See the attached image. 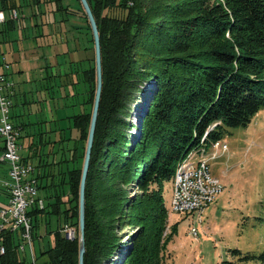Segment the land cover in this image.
Wrapping results in <instances>:
<instances>
[{"label":"trees","instance_id":"16d2710c","mask_svg":"<svg viewBox=\"0 0 264 264\" xmlns=\"http://www.w3.org/2000/svg\"><path fill=\"white\" fill-rule=\"evenodd\" d=\"M0 1L1 8L15 6ZM88 1L100 32L102 91L86 179L83 261L164 264L168 207L163 181L171 179L189 151L210 146L230 127L247 126L264 108V0ZM81 10L87 18L84 6ZM89 25L91 30L90 21ZM84 72L86 108L74 112L79 134L66 158L74 164L63 171L67 178L61 180L68 184L69 199L58 192L45 207L29 211L35 235L47 214L49 224L53 213L62 219L51 228L54 243L40 248V254L47 255L44 264H80L78 160L85 155L96 66L92 63ZM149 82L154 87L145 90L144 83ZM143 90L148 91L145 108L133 122L129 117L133 103ZM38 133L24 156H38L37 165L46 167L55 163L48 158L50 150L43 149L50 140ZM130 184L135 191L128 190ZM66 221L75 227L74 238L64 235ZM6 237L7 251L0 253V264H32L26 255L21 257L17 234L8 231Z\"/></svg>","mask_w":264,"mask_h":264},{"label":"rangeland","instance_id":"374dc122","mask_svg":"<svg viewBox=\"0 0 264 264\" xmlns=\"http://www.w3.org/2000/svg\"><path fill=\"white\" fill-rule=\"evenodd\" d=\"M63 1L65 3L64 5H66L74 0ZM31 2L32 5H36L34 1ZM76 2L79 4V0H76ZM16 7L13 6L12 8ZM73 7L74 6L71 5L69 10L63 8L64 21L62 29L67 30L70 39H68L64 32L65 41L62 42L64 45L59 42L57 50L59 53L66 49L70 51L71 48L76 45L78 48H83V57L85 53H87L85 44L86 42L88 43V41L86 40V37H84L83 29L75 27V25L72 26L74 16L71 9ZM36 8L39 9L38 6ZM17 9L20 12V7H17ZM23 20V22L18 21L19 24L16 25V29L13 31L14 33H10L12 36H15V33L17 32L30 27L27 25V20L25 18ZM87 21L89 25V20L87 19ZM16 23L17 21L15 24ZM23 25L26 26L22 28ZM89 27L90 25L88 26V32H86V34L89 37L88 39L92 41L91 45H94L90 52L94 55L92 58L95 59V61L92 60V63L96 66L97 73L95 41L92 40V29L90 30ZM38 30L40 33L38 38L35 37L29 39L35 44H37L38 41L44 42L46 39V36L40 38L43 27L39 26ZM31 32L30 28V33ZM17 42L15 41V43ZM2 46L3 49L5 48L7 50L6 42H4ZM78 50L72 51L71 58L77 52L81 53V51ZM45 53L46 49L44 50V58L42 60L44 69H47L48 64L51 63L52 60L49 56L47 57ZM59 53L57 56H54L53 61L57 60L58 63L64 65L67 61L66 53ZM12 61L13 68L11 71H18L19 63L14 61V59ZM78 64L79 63L75 64L77 70L82 69L83 72L80 75L81 81L78 83L75 82L73 87L68 86L70 85V82H63L64 85H59L55 92L51 91L50 87H47L46 90H44L49 98L46 106L44 104L41 105V103L36 101L27 105H22L21 103L15 105V111L17 112V115L14 116L15 120L19 121L20 119H24L27 121L30 119L33 122V124H31L32 128H36V130L43 132L44 138H46L47 141L52 138L49 141V147L46 149L48 150L53 147V144L56 145L55 154L57 159L61 158L62 160L63 158L62 164H64V170H66L68 166L74 164L72 162L68 164L66 158L69 157L71 152L70 148L74 146L75 139L78 138L79 134L78 129L74 126L73 115L75 111L79 112L86 108V100L88 96V90L86 89L88 81L87 79L84 80L85 70L83 71V69L89 64L85 66L83 64L79 66ZM61 66L62 65H59L60 69L54 66L51 69L48 68L49 72L51 73L54 70L56 71L59 69L58 71L61 73L64 70ZM61 77L62 74L61 76L59 75V78ZM11 79L15 82L16 87L18 84L16 83L17 81L15 80V77H12L11 75ZM60 81L63 80L59 79V82ZM153 87L154 83L152 82L144 83L143 86L145 90ZM145 90L140 92V94L143 93V95H140L137 101H134L133 103L132 112L129 116L133 122H138L139 113L145 108V96H147L148 92L145 93ZM13 96L14 95H12V98ZM28 111H30L29 114ZM89 124H91V120ZM89 124L87 125L88 131L85 137V152L90 130ZM135 130L138 131L137 128H135ZM135 130L131 129V132H135ZM54 140H56V142H54ZM220 140L222 144L227 143V145L215 148L212 143L210 146L205 147L210 168L214 175L219 179L218 185H221L222 187L216 193L214 200L210 205H207L202 209L200 208L201 210L189 211L186 209L185 211H176L172 206L171 201L174 191L173 189L175 188L176 173L173 174L171 179L163 181L162 189L164 201L168 207V215L165 221L166 225L162 237L163 247L161 250V259L164 264H262L264 261V108L252 118L247 126L236 125V127H230L229 132ZM19 142L23 143L22 151L25 152V154L31 152L28 149L29 138L27 136H22ZM82 145L81 141V150L83 149V147H81ZM1 153L2 149L0 150V154ZM63 154L66 155L64 156ZM44 155L46 157V154H43V156ZM52 157H54L53 153ZM84 158L85 155L83 158H80L81 160H78V163L80 164L79 166L82 170ZM38 159V156H35L33 159L34 163H37ZM8 166L9 164L7 162L0 160V198L1 201L4 202L8 201L7 196L9 194L6 196L3 193L4 186L2 180L8 178ZM61 180V177L56 180L58 181V185L51 180L48 189L45 186L39 187L40 195L45 197V194L48 193L50 195L52 191L54 194L58 192H62L63 194L64 186L60 183ZM54 185L57 186V189H54ZM133 185L134 184H130L128 190L135 191L136 189H134L135 187ZM63 197L67 198L64 194ZM64 206L65 203L62 207ZM199 213L201 214V217H199ZM46 217L49 218L48 214L43 219L44 223H41L39 226L41 229H38L37 235H32L34 239V249L36 250L37 255L38 253L40 254V248H44L45 246L54 243L55 233L51 228H55V221H57L58 224L61 222L60 220H62L53 215L51 218L54 220H52L53 222L51 221L52 224L51 226L49 225L50 227L47 229L45 225ZM65 223H68V221ZM174 224H177L176 231ZM195 228L197 230H195ZM125 230H128V228ZM127 238L128 237L126 236L125 239L127 240ZM27 248L28 246L25 248L26 251L22 250V252L20 249L18 250L21 257L26 254L28 261H31L29 249ZM235 249H238V251L234 252ZM244 255L249 256L245 258ZM46 259V254H40L36 263L44 264L43 261Z\"/></svg>","mask_w":264,"mask_h":264},{"label":"built area","instance_id":"2783aa9c","mask_svg":"<svg viewBox=\"0 0 264 264\" xmlns=\"http://www.w3.org/2000/svg\"><path fill=\"white\" fill-rule=\"evenodd\" d=\"M17 16H19L17 7L10 10L0 8V23ZM11 68V61L0 48V146L2 147L0 160L9 164L8 178L3 182L9 197L7 202L0 205V253H6L7 232L13 231L20 239L21 252L26 251L25 248L28 246L31 257L29 262L37 264L38 258L32 236L34 235L33 220L29 211L37 206L45 207L46 202L39 193V166L33 159L25 158L22 151L23 143L19 142L24 133V124L15 120L12 115L15 82L11 79ZM213 145L218 148L226 146L227 143L222 144L219 139L213 142ZM175 173V188L171 201L176 211L201 210L210 205L216 193L222 188L218 185L219 179L210 168L204 146H197L189 151L177 165ZM200 215L199 213V217ZM62 230L69 238L75 237V227L69 222L64 224Z\"/></svg>","mask_w":264,"mask_h":264},{"label":"crops","instance_id":"0c3cea01","mask_svg":"<svg viewBox=\"0 0 264 264\" xmlns=\"http://www.w3.org/2000/svg\"><path fill=\"white\" fill-rule=\"evenodd\" d=\"M11 4H14L15 7H20V12L19 16L16 18H8L6 19L3 23H0V48H2L3 43L6 42L7 50L4 48L3 52L7 55L9 58V61H11V64L14 61L19 63V68L18 71L12 70L10 75L12 77H15V80L17 81L16 83L18 84L14 90L13 93V98H14V105L12 109V115L15 116L17 115V112L15 111V105H19L20 103L23 105H27L33 101H36L38 103L48 104V97L47 94L45 93L44 90H46L47 87H50L51 91L55 92L56 89L59 87L60 83H67V82H80L81 77L80 75L83 73L82 69H78L75 66L76 63H79L78 65L81 66L82 64L88 65L85 67L88 68L92 64V58L94 55H92L91 49L94 45L92 44V41L88 39L89 37L87 36L86 32H88V21L86 16L83 15V12L81 10V3L79 0V4L76 2V0L71 1V3H67L64 5L63 0H9ZM34 1L36 5H32V2ZM74 6L71 10L73 11V25L75 27H79L84 30V37H86V52L85 55L82 57V52L83 48H78L76 45L71 48L69 51L66 49L65 51H61L60 53L64 52L66 53L67 56V61L63 65L62 63H58V61L54 60V56H57L59 51L57 50V45L65 41V34L68 37V32L66 29H62L63 21H64V12L63 8L68 10L70 7ZM38 6L39 9L36 7ZM35 7V8H34ZM0 8H1V1H0ZM8 9V8H6ZM36 9V10H35ZM10 10V9H8ZM27 20V25L30 27H27V29L21 30L17 33H15V36L10 33L15 31V27L18 23V21L23 22V19ZM10 20V21H7ZM17 23L15 24V22ZM22 25V24H21ZM26 25H23L22 28H24ZM39 26L43 27V31L41 32V37L43 38L46 36V39L44 42H39L37 44L33 43V41H30V38H38L40 35L39 33ZM33 27V28H32ZM30 28H31V33H30ZM63 31V32H62ZM65 32V34H64ZM14 33V32H13ZM68 39H70L68 37ZM15 41L17 43H15ZM64 45V43H62ZM62 45V46H63ZM55 47V50H54ZM46 49V56L50 57L52 62L48 64V68L58 67L59 65H62L61 68L64 69L63 72L60 73L57 69L56 71L54 70L53 72H49V69H44L43 65V58H44V50ZM79 49V50H78ZM81 51V53H76L75 55L72 56V51ZM90 52V54H89ZM59 53V54H60ZM81 54V55H80ZM71 58V59H70ZM13 68V65H12ZM11 68V69H12ZM47 71V72H46ZM62 77L59 78V75ZM59 79L63 80L59 82ZM63 83V85H64ZM70 83V87H73L74 85ZM41 105H40V111H41ZM30 111H28V114ZM18 121V120H17ZM19 121H24L25 123H28L26 127H24V133L22 136H27L29 138V144H28V149L30 150V145L32 143V139L39 136L38 131L36 128H32L31 124L33 122L29 120H24L20 119ZM26 128V129H25ZM37 132V133H36ZM35 134V135H34ZM52 138H50L51 140ZM56 142V141H54ZM50 142H48L49 144ZM46 144L45 147L43 148L46 153L50 150L49 154V159L53 160L55 163H50L46 167H38L40 174V187L45 186L49 184V182L54 181L55 184L57 183L58 185V180L60 177L63 179V177L66 179L67 178V173L63 172L64 171V164L60 161L61 158L57 159L55 146L53 144V147L49 148L48 150L46 148L49 147V145ZM2 147L0 146V150ZM46 149V150H45ZM53 152H52V151ZM60 152V151H59ZM25 154V152H23ZM30 152H27L25 155L29 154ZM52 153L54 157H52ZM34 159V158H33ZM48 171V172H47ZM49 173V174H45ZM5 179L2 180L5 181ZM66 180L60 181L62 186H64V195L69 199V190H68V185ZM4 186V183H3ZM48 189V187H46ZM54 189H57V186L54 185ZM51 192V190H50ZM3 193L7 196L9 194L8 190L4 186L3 188ZM46 196L44 197L46 201H48L50 198L55 199L56 194L53 193V191L50 193V195L47 193L45 194ZM42 196V195H41ZM43 197V196H42ZM8 199V196H7ZM5 203L4 201H1L0 198V205ZM57 214L53 213L51 214V217ZM43 216V215H42ZM50 217V218H51ZM58 217V216H57ZM44 217L42 218L41 223H44L43 221ZM54 220L53 218H51ZM51 220V221H52ZM61 221V220H60ZM53 222V221H52ZM52 222L50 224L45 221L46 228L51 226ZM55 225H57V221L54 222ZM41 225V224H40ZM50 225V226H48ZM38 229H41L40 227ZM53 231V230H52ZM54 232V231H53Z\"/></svg>","mask_w":264,"mask_h":264},{"label":"water","instance_id":"95a60500","mask_svg":"<svg viewBox=\"0 0 264 264\" xmlns=\"http://www.w3.org/2000/svg\"><path fill=\"white\" fill-rule=\"evenodd\" d=\"M82 4L88 14L89 21L92 27L93 34H94V41H95V47H96V65H97V89H96V96L94 101V107L92 112V118H91V124L89 135H88V141H87V147L85 152V158H84V164H83V170H82V177H81V184H80V264H84V253L86 251V245H85V226H86V179L89 172V165H90V159H91V151L92 146L94 142L95 137V131H96V125L98 120V114H99V106H100V97H101V91H102V55H101V44L100 43V32L98 23L96 21V18H94V13L92 11L91 5L89 4L88 0H81Z\"/></svg>","mask_w":264,"mask_h":264}]
</instances>
